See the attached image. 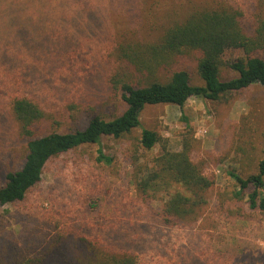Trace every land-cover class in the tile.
<instances>
[{"label":"rangeland","instance_id":"obj_1","mask_svg":"<svg viewBox=\"0 0 264 264\" xmlns=\"http://www.w3.org/2000/svg\"><path fill=\"white\" fill-rule=\"evenodd\" d=\"M258 1L27 0L21 26L27 32H0V180L21 166L22 152L12 137L13 98L25 96L41 104L58 120L51 129L82 128L93 112L112 116L123 108L109 83L119 44L156 42L197 9L234 5L252 12ZM181 66L194 84H202L192 58ZM71 112H83L82 123L72 122ZM183 117L197 141L193 158L205 163V174L215 184L196 224L166 228L151 222L136 196L130 153L137 150L143 128L157 131L170 149L180 150ZM263 133L264 85L220 102L191 98L182 109L147 106L140 129L121 139L103 138L104 153L115 160L112 166L96 161L99 146L78 148L50 163L41 185L23 202L0 206V256L11 261L35 254L58 229H65L89 232L104 244H122L138 264H264V219L243 220L225 211L238 205L220 197L232 189L231 172L247 176L257 171ZM158 151L159 146L144 155Z\"/></svg>","mask_w":264,"mask_h":264},{"label":"trees","instance_id":"obj_2","mask_svg":"<svg viewBox=\"0 0 264 264\" xmlns=\"http://www.w3.org/2000/svg\"><path fill=\"white\" fill-rule=\"evenodd\" d=\"M26 2L0 0L2 35L27 32L25 28L21 31L29 5ZM255 8L252 12L234 5L197 9L169 27L156 42L119 44L115 53L118 65L109 83L123 108L112 116L93 112L82 128L51 129L58 120L41 104L25 96L13 98L16 132L12 137L22 152L21 166L9 169L0 180V206L23 202L41 185L50 163L78 148L99 146L96 161L112 166L115 160L104 153L103 138L121 139L140 129L147 106L169 104L182 109L191 98L220 102L226 96L264 85V0ZM187 57L196 62L202 84H194L191 73L181 66ZM75 109L72 104L70 110ZM69 119L80 124L83 112L79 116L71 112ZM182 119L185 132L180 150L170 149L169 141L157 131L143 128L137 150L130 153V180L136 196L147 207L151 222L166 228L196 224L215 184L205 174V163L194 160L197 141L188 118ZM157 146L156 154L144 155ZM230 177L232 189L220 197L238 206L225 211L243 220L264 219V133L257 171L247 176L231 172ZM154 202L160 206L155 208ZM96 207L97 202H92L91 209ZM70 231L58 229L46 247L35 254L16 256L11 261L0 256V264H138L136 256L122 244H104L89 232Z\"/></svg>","mask_w":264,"mask_h":264}]
</instances>
